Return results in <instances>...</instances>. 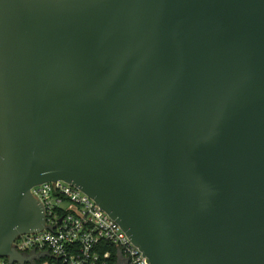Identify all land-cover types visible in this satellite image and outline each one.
Masks as SVG:
<instances>
[{
    "label": "water",
    "instance_id": "1",
    "mask_svg": "<svg viewBox=\"0 0 264 264\" xmlns=\"http://www.w3.org/2000/svg\"><path fill=\"white\" fill-rule=\"evenodd\" d=\"M62 181L148 264H264V0H0V259Z\"/></svg>",
    "mask_w": 264,
    "mask_h": 264
},
{
    "label": "built area",
    "instance_id": "2",
    "mask_svg": "<svg viewBox=\"0 0 264 264\" xmlns=\"http://www.w3.org/2000/svg\"><path fill=\"white\" fill-rule=\"evenodd\" d=\"M30 193L42 206L46 228L18 236L12 247L38 255L33 264H148L120 226L79 189L56 181Z\"/></svg>",
    "mask_w": 264,
    "mask_h": 264
}]
</instances>
